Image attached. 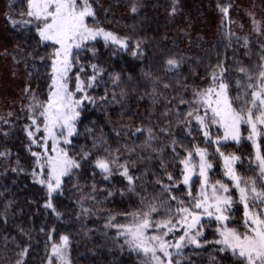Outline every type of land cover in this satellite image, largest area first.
Masks as SVG:
<instances>
[{"label":"snow or ice","instance_id":"6c2138e0","mask_svg":"<svg viewBox=\"0 0 264 264\" xmlns=\"http://www.w3.org/2000/svg\"><path fill=\"white\" fill-rule=\"evenodd\" d=\"M24 2L26 10H21L19 19L11 15L13 0L7 5L5 15L13 27H22L29 35L35 33L37 49L34 51L50 49L39 56V59L49 61L46 67L50 68V83L45 99H38L33 94L22 109L26 110V119L30 121L24 125L27 148L33 158L30 171L21 167L19 161L12 171H29L33 182L46 190L44 207L50 209L57 219L61 217V212L53 204L54 194H63V178L70 176L74 169H81L82 162H85L93 176H102L105 181L119 175L126 181L123 191L136 193L139 197L133 211L116 214L127 217L126 222H116V215L109 213L104 227L115 228L113 243L119 244L122 238L123 244L120 246L126 245L135 252L142 264H181L180 259L173 257H182V249L186 245L200 248L208 243L218 246L214 247V251L228 253L230 264H264V53L255 65L248 66L237 61L234 67L238 75H234L223 61L218 60L205 73L207 86H193L187 98L180 93L189 85L177 80V95L172 97L177 102L169 100L165 104V111L161 113L166 118L165 124L159 126L158 131L152 123L136 127L133 135L139 133L137 139L142 137L141 143L133 142L131 147L124 144L123 152L120 147L108 146L101 138L93 143L94 149L102 148L101 152L91 156L85 151L77 159L69 155L66 146L72 145L73 137L79 135L77 122L86 107L84 102L95 103L88 90L99 83L98 77L105 71L99 64L90 63L91 74L82 78L81 73H86V68L79 61L81 52L87 50L95 54V44L103 41L105 47L131 50L134 57H141L145 53L142 47L144 40L137 39L135 46L131 47V37L120 36L101 26L94 8V4L98 5L100 0ZM218 7L223 17L227 18L231 5ZM130 11L137 12L136 3L132 4ZM175 11L174 0L171 12ZM248 15L253 32L257 36L264 35V20L258 21L251 12ZM228 35L235 34L229 31ZM236 39L239 41L241 37ZM248 44V37H244L243 46L246 49ZM260 44L264 48V41H260ZM183 63L182 56L166 55L162 70L178 75ZM77 64L78 71L73 73L72 69ZM109 76L111 83L118 87L120 74L109 73ZM144 76L152 85L148 94L155 104L160 84L163 89L171 84L160 77H153L150 71L144 72ZM28 91L26 88L25 93ZM120 95L123 98L126 92L121 90ZM112 98L115 99L114 90ZM100 99L107 101L108 98L104 96ZM0 120L4 124L10 123L3 118ZM242 126H245L247 140L254 150V165L253 158L249 157L244 172L237 168L238 162L243 165L241 156L226 151L230 147L229 142H241ZM177 128L181 129L179 134L175 131ZM0 132L8 135L3 129ZM116 134L120 135L119 132ZM200 136L203 139H198ZM161 138L164 143L158 144ZM166 149H170L173 168L180 166L176 175L167 171L163 156ZM153 153L160 161L159 166L165 172L166 180L155 179L153 183L159 187L151 192L142 186L137 192V181H141L142 185L143 180L132 168L144 160L153 159ZM9 155L6 151H0V157ZM217 160L226 180L210 178ZM181 184L183 188H180ZM92 187L95 191V184ZM232 188L238 193L239 203L243 206V217L239 223H232L235 216V212L231 211L235 203ZM177 189L183 195L177 194ZM111 195L109 191L108 196ZM79 207L78 216L90 214L91 210L83 203H79ZM205 225L214 228L212 241L202 239ZM48 239L51 241V236ZM69 246L70 237L61 235L59 242L51 243L50 250L46 251L45 264H71ZM16 248L19 250L14 253L15 260L11 264H26L28 248L19 244H16Z\"/></svg>","mask_w":264,"mask_h":264},{"label":"trees","instance_id":"16d2710c","mask_svg":"<svg viewBox=\"0 0 264 264\" xmlns=\"http://www.w3.org/2000/svg\"><path fill=\"white\" fill-rule=\"evenodd\" d=\"M9 2L0 0V118L10 121L4 124L0 120V129L8 132L7 136L0 132V151L10 153L7 157H0V264H11L15 260L14 253L19 250L16 244L28 248L26 264H45L46 251L50 250L51 243L59 242L61 235L70 237L68 257L71 264H142L135 252L126 245L120 246L123 244L122 238L119 244L113 243L115 228L104 227L109 213L116 215L133 211L139 201L136 193L123 191L126 181L119 175L105 181L102 176H93L91 168L82 162L81 169H75L70 176L63 178V194H54L53 204L61 212V217L57 219L50 209L44 207L46 190L34 183L29 174L33 158L27 148L24 125L30 121L26 119V110L22 109L33 94L38 99L46 98L50 83V68L46 67L49 61L46 58L41 60L39 56L50 49L34 51L37 49L35 33L29 35L24 28L13 27L5 15ZM133 3L137 4L136 13L130 11ZM229 4V16L225 18L218 5ZM173 6L174 0H100L98 5L94 4L101 26L120 36L131 37V47L135 46L137 39H143L145 53L141 57H134L131 50L105 47L103 41L95 44V54L87 50L81 52L79 61L86 68V73H81L82 78L91 74L90 63L99 64L105 71L98 77L99 83L88 90L95 103L84 102L86 107L77 122L79 135L73 137L72 145L67 146L70 156L79 159L85 151L95 156L102 148L94 149L93 143L101 138L112 148L120 147L122 152L124 144L129 147L133 142L140 144L142 137L137 139L139 133L133 135L135 128L152 123L158 131L159 126H164L166 118L161 113L165 111L167 101L177 102L172 100L177 95V80L189 85L180 93L187 98L193 86H207L205 73L218 60L223 61L234 75H238L234 67L237 61L248 66L260 62L259 57L264 53L260 41H264V35L257 36L253 32L248 13H254L258 21L264 20V0H175L176 11L172 13ZM12 9L11 15L19 19L21 10H26V3L24 0H13ZM229 31L235 35L229 36ZM237 37H241V40L237 41ZM244 37L249 39L247 49L243 46ZM170 54L184 58L178 75L162 70L163 58ZM78 68L79 64L72 72H77ZM146 71L171 84L167 89L160 84L155 104L148 94L152 85L144 76ZM109 73L120 74L118 87L111 83ZM26 88L29 90L27 93ZM113 90L115 99L112 98ZM121 90L126 92L123 98ZM104 96H107V101L100 99ZM175 131L179 134L181 129ZM241 132V142H229L230 147L226 151L241 156L243 165L238 162L237 168L244 172L249 157L253 158L254 165V151L246 140L248 133L245 126H242ZM198 139L203 138L200 136ZM157 143H164V139ZM132 155L134 157L135 153ZM152 155L153 159L144 160L132 168L143 180L142 185L141 181H137V192L141 186L151 192L159 187L153 183L155 179L166 180L159 159L155 153ZM163 156L167 171L176 175L180 166L173 168L170 149H166ZM17 161L29 171L13 172ZM210 178L226 180L218 160L214 162ZM195 187L198 188V185ZM180 188H183L182 184ZM230 190L235 200L231 209L235 212L232 223H239L243 212L238 193L234 188ZM109 191L112 192L111 196H108ZM177 194L183 195L179 189ZM79 203L91 210L89 215L78 216ZM127 219L123 215H116V222L123 223ZM42 228L44 231H41ZM202 239H214L212 226L205 225ZM214 247L218 246L208 243L197 248L188 244L182 249L183 256L173 259H180L181 264H230V255L214 251Z\"/></svg>","mask_w":264,"mask_h":264},{"label":"rangeland","instance_id":"374dc122","mask_svg":"<svg viewBox=\"0 0 264 264\" xmlns=\"http://www.w3.org/2000/svg\"><path fill=\"white\" fill-rule=\"evenodd\" d=\"M248 135V134H247ZM246 140H247V137H246ZM248 141V140H247ZM250 144H251V142L250 141H248ZM67 147V146H66ZM254 151V150H253ZM75 170V169H74ZM73 170V171H74ZM225 178V177H224ZM226 179V178H225ZM238 196V195H237ZM238 200H239V196H238ZM240 206H241V208H242V212H243V206H242V204H240ZM204 219H207V218H204Z\"/></svg>","mask_w":264,"mask_h":264}]
</instances>
